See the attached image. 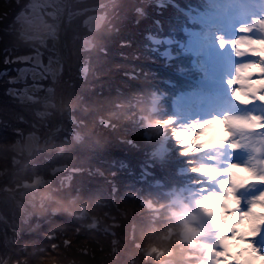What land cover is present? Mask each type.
I'll list each match as a JSON object with an SVG mask.
<instances>
[{"label":"trees","instance_id":"obj_1","mask_svg":"<svg viewBox=\"0 0 264 264\" xmlns=\"http://www.w3.org/2000/svg\"><path fill=\"white\" fill-rule=\"evenodd\" d=\"M179 2L186 5L190 4L192 0H179ZM197 5L201 7L204 4L197 3ZM139 7L141 8L140 13L137 10ZM114 11L112 12L114 22H116L114 28H108V25L104 24L103 21L98 29L94 31L85 30V33L88 34L89 32L94 40L95 47L87 53H89L90 58H93V62L96 60V64L91 68L93 62L90 60L89 66L91 70L89 68V76L87 75V79H85L87 80V87L84 85L85 81H82L83 83L78 87L81 90L78 94L82 95L81 99L85 101L84 104L80 102L78 111L80 110L84 114L81 115L77 112V108L74 110H76L77 119L84 123L86 122L87 125L90 119L96 120L99 115L108 117L110 122H116V134L113 132L114 130L108 131L103 127H99V130L88 127V131L87 125H85L82 130L83 140L80 143L76 144L72 140L71 142H65L60 135H56L54 139L58 140L60 145L64 144V148L61 151L56 152L59 150L56 147L47 151L44 150L27 164L21 157L17 163L18 165L16 164L17 168H14L11 172L12 176H14V181H19L17 182L18 185L22 183L23 180L21 179L20 181V178L23 177V179L28 180H32L34 176L38 175L50 178L51 174L49 171L53 167L65 163L66 160H68V168L81 167L82 170L81 172L72 173L68 186L55 187L52 193L44 198L43 195L57 185V179L64 171L52 173L53 178L57 179L55 182L50 179L51 184L49 187H45L38 192L36 197H33L34 205L31 214L27 216L25 221L17 218L20 226L14 224L10 212L6 210L7 206L13 207L12 198L6 197L4 194L0 196V212L9 221L10 225L14 226L13 228H17L20 231L16 248L20 252V257L32 260L29 264H34L33 259L36 258L50 259L51 251L49 253V249L46 246L44 249L35 250L34 252L31 250L35 247L36 242L45 241L47 239L46 235L48 236L51 232H53L52 234L55 235V238L60 236L57 231L52 229V226L63 225L64 227L61 229H66V231L70 229L73 232L76 228L79 231L77 225L83 219H79L78 216H74L72 213L78 214L82 203L91 204V200L96 197L106 200V188L109 187L110 183L106 180L107 176L112 181L115 180L116 183V222L118 225L106 227V229L112 228L118 236L123 234V239L119 241L123 244V241L127 240L132 230L127 228L123 231V226L128 224L129 227L131 223H135L133 240L140 242L144 249L152 244H157V247L162 251H154L151 258L148 257L147 260H143V251H139L134 246V242L129 241L130 247L123 244L122 249L116 252V258L111 257L108 259L107 257L104 259L105 263L103 262V264H156L167 257V250L172 247L171 257L178 263L186 261V258L191 259L187 256V253L193 250L189 244L184 243L180 235L181 224L174 222L167 209L162 211L159 217H156L153 209L142 203L143 200H151L157 205H162L163 208H166L169 196L164 193L163 189L185 181L184 176L177 173L178 164H176V159H171L170 157L159 158L152 153V148L159 142L162 134L158 128L148 127L143 118V115H146L154 121L163 123L166 120H170L174 114L170 105V96L179 89L193 87L191 81H186L176 76L180 68H184L186 72L192 75L197 74V68L192 65L191 58L184 57L178 45H174V50L177 52L176 57L170 62H166L159 53L154 51L152 48L153 44L147 34L149 31L160 35L174 32L177 37L184 38L181 30V21L184 16L177 15L178 9L171 3L159 6L155 2L147 3L144 0H116V9ZM155 19H158L160 24L156 23ZM3 24L4 27L7 25L5 22ZM70 24L66 27L68 38ZM75 25L70 30V36L76 34L77 29L82 32L80 21ZM0 34L8 38L5 43L17 41L16 37H14L15 35H11L8 31L1 29ZM18 43H21V41L18 40ZM114 44H116V48ZM112 48L116 49V51H113ZM28 51L29 49H21L19 52L27 53ZM137 69L139 71H136ZM159 91H164L165 96L162 97L163 101L159 110L153 113L149 110L150 99L154 92ZM101 96L104 97V103L111 105L113 102L116 104V106L112 107L113 111L108 113L103 107L99 110L98 106L92 104L96 98ZM5 98H8V101ZM10 99L9 96H4L3 92L0 91V116L8 119L7 122H9L10 116L14 123H17L15 125L13 123L12 125L0 126V161L7 163L10 167L9 169H11L9 164L10 157L15 155L9 147L15 136L12 128L16 126L25 129L28 122L31 123V126L38 121L33 112L32 104L34 103H18L17 105ZM82 105L85 107L82 108ZM19 116H23L24 120L25 118L26 120L18 122L17 118ZM66 118V115L62 116L61 114L60 116L57 111L56 116L52 120L53 122H50L53 123L54 128L58 127L59 124L62 125L63 121L69 127L70 122ZM167 124H169L167 131L168 133L171 132V137L173 138L171 129L173 123ZM31 129L29 128L26 131H31ZM146 131L152 134L150 138L144 136ZM104 132L116 137L109 140L110 136H102ZM94 134L97 136L96 138L93 137ZM70 137L68 136V138ZM128 140H131L135 145ZM173 140L177 141L175 138ZM73 150L78 155L72 154ZM57 159L60 160L55 162ZM50 162L52 164L49 165ZM146 162L152 165L153 175L145 179L141 174L140 165L146 164ZM20 165L22 166L20 167ZM95 166H102L105 176L90 175L84 171L86 167L91 169ZM192 176L195 175L193 174ZM9 178L10 174L5 173L4 181L8 182L11 179ZM153 178H160L163 186L153 185L151 182ZM130 193L132 195H129ZM75 196L76 202H72L71 198ZM114 209V207L109 209L112 215H114ZM118 209L124 211L125 218L118 219ZM36 223L39 224L38 227H35ZM171 226L176 229V232L166 238L168 229ZM30 228L32 230L28 232ZM4 231L6 230L0 224V235ZM82 233L94 237L90 239L94 252L100 253V247L108 250V246L106 249L104 245V238L93 235L98 233L94 228L82 229ZM77 236L79 239L80 234L78 233ZM7 238L9 237L7 236ZM53 240L51 239V241ZM94 242H97V244L103 243V245H96ZM23 243H27L24 250L21 249ZM68 258V256H62L55 258V260L62 261ZM40 263L42 264L43 262Z\"/></svg>","mask_w":264,"mask_h":264},{"label":"rangeland","instance_id":"obj_2","mask_svg":"<svg viewBox=\"0 0 264 264\" xmlns=\"http://www.w3.org/2000/svg\"><path fill=\"white\" fill-rule=\"evenodd\" d=\"M28 0H19V3L17 0H0V17H3L2 20H0V30L3 29L5 31H8V33H11V35H15L17 41L16 42H11V43H5V40H8L7 37H3L0 34V71L2 73H6L4 76H0V91L3 92L4 96H9L11 98L10 100L17 104L18 103H30V102H25L22 99H17L11 95H7V89L11 86L8 84V77L13 76L14 74L17 75L16 73L18 72V67L23 65V64H17V63H8L5 64L3 62L4 58L6 56H11L13 54H20V55H29L32 57L34 54H39L41 53V57L44 60V63L47 64L48 61L52 58H56L58 55L56 53V45L55 42L52 39H48L46 42H44L43 38H39L38 36H35V33L30 30H28V40H25L24 35L22 36L20 34V28H19V22L16 18V14L25 8ZM56 4H54V10L58 12L57 16L60 19L61 15L64 13L65 8L67 7V13L65 14L63 19V29H64V52L67 57V59L62 61V66H63V72L54 78L52 75L47 74V79L39 82L40 84H43V89L39 90L38 92V101L33 102V112L36 115L37 118V123L32 124L30 126V122L26 124V128L22 129L20 127L14 126L13 132L15 134L14 138L9 144V147L12 152L15 153V155L10 157V167L8 166L7 163L0 161V196L4 194L6 197H11L12 198V208L10 206L6 207V210L10 212L11 218L14 220L15 225H19L17 222V218H19L22 221H25V215L23 214V211H26V214L30 210V208H33L34 205V190L30 189L29 187H24V183H20L18 185L17 180L14 181V176H12L11 172L14 170V168H17L16 166L18 165V161L20 160L21 157H23V160H25V164L28 162L33 161L37 156H39L44 150H49L50 148L56 147L59 149L56 152L61 151L64 148V144L59 143L58 140L54 139V136L60 135L62 137L63 141L80 143L81 140H83V134L82 130L84 129L85 125L87 123L80 121L76 117V109L77 112H79L81 115L84 113L82 111H78V107L80 105V102L84 104L85 101H82L81 97L82 95H79L78 93L81 92L80 89H78L79 85L82 84L85 81V86L87 87V75L88 70L90 68L89 64L91 63L90 60L93 62V58H90L89 50H91L94 45V40L92 39V35L87 31H90L91 27L88 25H84L82 23V18L86 14L90 15H98L100 16V22L102 23L104 21V24L108 25V28H114L116 26V22H114V17L112 12H115L114 10L116 9V0H87V1H82V0H56ZM233 1L232 3L236 5L237 7L232 8V7H225L224 9L219 8L218 11H215L216 14H222L225 13L226 16L233 19V20H238L239 22L236 25H230L228 24L225 20L223 23H225V26H217V25H212L211 27H208L205 32L208 31L209 34H207L209 38L208 43L211 45L216 46L215 40L222 39L224 41V45L227 47L228 42L231 40L232 37H235L237 41L235 42V46L231 48L229 51L230 56H233L234 54L238 53L241 54L246 61H248V65L255 64L256 67H263L264 68V63L259 64L258 63V58L254 57L252 58L253 50L257 51L258 49L264 50V35L259 34L253 30L254 23H253V18L254 15H259L264 19V0L258 3H251L248 2L247 0H231ZM245 8H253V12L251 13H241ZM226 9V10H225ZM214 19L219 20L218 16H213ZM243 20V25L241 27H238V24H240V19ZM56 19L55 22L58 21L59 19ZM53 21V20H50ZM73 21V22H72ZM80 21L81 29L82 32H79L80 30L77 29L76 34H73L70 36V30L72 26L77 24V22ZM3 22H5L7 25H5ZM72 22V23H71ZM71 23V24H70ZM56 24V26H58ZM70 24V29L68 30L69 33V38L67 37V32H66V27ZM100 24V23H99ZM77 26V25H75ZM210 28V29H209ZM93 29V28H92ZM209 29V30H208ZM240 29H243V31H240ZM30 31V32H29ZM40 31V30H39ZM82 33V34H81ZM43 37V36H41ZM213 37V38H212ZM83 38H89L91 39L92 43L94 44L93 47L89 50H84V47L82 46V39ZM18 40L21 41V43H18ZM114 47L116 48V44H114ZM21 49H29L27 53H20L19 51ZM113 51H116V49L112 48ZM241 52V53H240ZM258 63V64H257ZM96 64V60H94L93 65L91 68H93ZM84 65L86 66L87 74L84 76L80 71H79V66ZM199 70L203 75L201 76L202 79H208V78H215V74L212 72V69L210 68V65L206 62H201V66H199ZM90 68V70H91ZM17 69V71H16ZM89 70V73H90ZM136 71H139L138 69ZM184 69L179 70V75H182L183 77L185 76V73L183 72ZM46 74V73H45ZM209 74V76H207ZM176 75V76H179ZM14 77V76H13ZM234 76H231L233 78ZM264 78V75H263ZM258 79V80H264V79ZM80 79V80H79ZM30 80V79H29ZM83 81V82H82ZM31 82H33L31 80ZM32 84L28 80L26 82L18 83L15 85L17 88H25L28 87L29 85ZM38 84V83H37ZM66 84V86H64ZM89 86V85H88ZM31 87V86H30ZM85 88V87H84ZM70 92H72L70 94ZM154 96V95H153ZM157 98V94L155 99ZM6 99V98H5ZM8 99V98H7ZM6 99V100H7ZM153 99V98H152ZM104 97H98L96 98L92 104L98 106L101 110L103 107L105 111L108 113L113 111L112 107L116 106L115 103L112 102L111 105L104 103ZM8 101V100H7ZM152 101H150L151 103ZM32 103V102H31ZM207 105L206 103H202ZM85 106L82 105V108ZM10 110V109H9ZM11 111V110H10ZM57 111L59 115L64 116L66 115L67 119H69L70 125L68 127V124L63 121V126L61 124L58 125V127L54 128L55 126L53 125V118L56 116ZM182 112L185 114L181 115L180 117H174L173 121L176 119H180L179 124H172L171 129L173 131V138H175L177 141L173 140L171 137V132L168 133V126L169 124L160 122L161 125L159 131L161 132V137L159 138V142L152 148L153 152L156 151L158 152L159 156H164L165 158L170 157L171 159H176V164H178V167H182L181 169L184 170V172H188L189 176L194 178L195 180L190 181V184H194L198 187L201 188L203 195H207L209 197H213L214 195L217 194V190L214 187V185H206L207 181L210 180L209 178L203 179L202 174L207 175L208 173L206 171L201 172L199 169L204 168L205 169V162L204 159L207 157V155L202 152L201 148L199 147L198 140H202L203 137L201 136L200 130H198V127H193V124H198L200 121H202L205 117V114L200 111L196 110L193 108H190L189 106H185L182 108ZM262 117L264 118V108L261 111ZM116 114V113H114ZM103 116V117H102ZM221 117L226 116L224 113H220ZM63 118V117H61ZM18 122H23L24 120L23 116H19L17 118ZM12 118L9 116V122L8 119L3 118L0 116V121H3V123H0V126H5V125H12L14 121L10 122ZM116 120V117H115ZM205 120V119H204ZM52 121V122H50ZM68 121V120H67ZM66 121V122H67ZM103 122H108L111 126L109 127H104L102 126ZM27 123V122H26ZM17 123H14V125ZM19 126V124H18ZM62 126V128H61ZM93 128L94 130H99V127L106 128L108 131L109 130H114L113 132L116 134V122H110L108 117H105L104 115H99L96 120L90 119L87 125V128ZM19 128L22 132V135H17L14 129ZM32 128L31 131H26L27 129ZM88 128V131H89ZM166 131V134L164 133ZM163 132V133H162ZM32 134V133H38L40 136V140L38 142L37 147L33 150V153L30 155H25L27 153H22L20 156L18 153H16V148L15 144L17 141L23 142L26 134ZM175 133V134H174ZM188 133H192L194 136L199 137L195 142L189 139L188 142H185V136ZM42 136V137H41ZM68 136H71L68 138ZM102 136H110L108 139L112 140L116 136L113 135H108L105 132L103 133ZM144 136L146 138H150V134L147 132H144ZM93 137H97L95 134ZM41 141V142H40ZM52 141V142H51ZM131 142V140H128ZM176 143H175V142ZM51 142V144H50ZM56 142V143H55ZM133 145L135 143L131 142ZM74 155H78L75 150L71 152ZM158 156V157H159ZM77 157V156H76ZM45 158V156H44ZM48 161V159H46ZM60 159L55 160V162L59 161ZM66 160V159H65ZM52 162V161H51ZM49 163L52 164V163ZM68 160H66L65 163L60 164L61 168H64L65 166H68L67 164ZM17 164V165H16ZM22 165H20L21 167ZM24 166V165H23ZM177 167V168H178ZM46 168V167H44ZM48 168V167H47ZM241 168L243 169V166L241 165ZM59 168L53 167L49 173L51 174V177H46L47 179H51L52 182H55L57 178H53V171H57ZM81 167H71L68 170L62 172V174L59 176L57 179V185L52 187L50 190L44 194V198L48 197L53 191L55 187H64L66 184V181L69 180V178H72V173L73 172H81ZM141 170V167H140ZM84 171H86L90 175H98V176H105V171L102 166H95L94 168H84ZM5 173L10 174V180L8 182L4 181V176ZM196 173L195 176H192L191 174ZM209 177V175H208ZM24 178V177H23ZM20 178L24 181L28 179H23ZM68 179V180H67ZM107 181H109V187L106 188V200H102L99 197H96L95 199L91 200V204H88L87 202H84L86 206V211L83 212V215H85V218H79L83 219L79 221V224L77 225L78 229L76 228L73 232L66 231V229H61L64 226L59 225V226H52V229L57 231L60 236H56V238L51 241V239H48V236L46 235L48 241H38L36 242L35 247L31 250L34 252L35 250H40L44 249L46 246L49 249L50 253V259H33L34 264H41L40 262H43L42 264H103L105 263L104 259L108 257L110 259L111 257L116 258V252L120 251L123 247V244H126L128 247H130L129 241L134 242V246L139 249V251H143L144 256L143 260H147L148 257L151 258L153 256L152 252L156 249L154 247H157V244H152L148 246L146 249L142 248L140 245V242L133 240V229L135 223H131L128 227V224L124 225L122 230H126L127 228H131L132 230L130 231L129 237H127V240L123 241V244H121L119 241L120 239H123L124 235L121 234L122 236H118L117 234L112 235L114 233L113 229H106V227H113L118 225L116 222V183L115 180L112 181L110 177L107 176L106 178ZM190 180V179H188ZM187 180V181H188ZM22 181V182H23ZM206 181V183H204ZM212 182V181H211ZM68 183V182H67ZM129 195H132L131 193ZM43 198V199H44ZM110 200L108 201V199ZM257 203H259L257 200H255ZM41 203V202H40ZM146 206H148L144 201L142 202ZM88 204V205H86ZM40 205V204H39ZM41 206V205H40ZM161 206V205H160ZM160 206L158 208H151L154 211V215L156 217L160 216V213L164 211L165 209L168 210V206L166 208L160 209ZM111 207H114V215L109 212V209ZM149 207V206H148ZM246 208V206H245ZM244 208V209H245ZM16 210V211H15ZM119 210V209H118ZM12 213V215H11ZM118 219L119 218H125V213L122 209L118 211ZM74 216H80V214H75L72 213ZM179 219V217L177 218ZM121 220V219H119ZM4 221L8 223L9 229L5 226ZM16 221V222H15ZM176 224H181L178 220H174ZM0 224L3 225L4 229V235H0V264H6L7 260H10L11 264H29L32 260L25 259L23 257H20L16 246L17 242L19 240L20 236V231L17 228H13L14 226H11L9 221L5 219L4 215L0 212ZM257 225V222H255ZM20 226V225H19ZM96 226V227H94ZM172 227V226H171ZM182 229L184 230L183 225L181 224ZM192 228H195L196 225H191ZM94 228L97 230L98 233L93 234L96 237H103V242L104 245L108 246V250H105L103 247V251H99L100 253L94 252L93 247L91 245V237L90 235L83 234L82 229H91ZM170 228V227H169ZM174 228V227H173ZM197 228V227H196ZM182 230V231H183ZM174 230H169L167 232L166 238H169L174 234ZM6 232V234H5ZM53 233V232H51ZM80 234L79 239L76 237L77 234ZM100 233V235H99ZM172 233V234H171ZM183 234V233H182ZM9 238H7V236ZM182 236V235H181ZM94 238V237H92ZM65 239H70L73 241L72 247L71 248H66L63 244V241ZM126 239V237H125ZM202 239V244L206 245L207 240L205 238ZM115 240L116 243L113 244L112 241ZM96 245H103V243H98L94 242ZM27 243H23V246L21 247L22 250L25 249ZM52 245H57L58 247L53 248ZM87 248V252L84 253L82 249ZM101 248V247H100ZM113 249H116L113 251ZM173 250V247H172ZM170 252V251H169ZM202 252V251H201ZM171 253V252H170ZM203 252L201 253V258L199 255L197 256L198 258H195L196 261L202 262H207L208 259L205 256ZM62 256H68L69 258L67 260H62L58 261L55 260V258H60ZM190 256V255H187ZM55 257V258H54ZM72 257V258H71ZM157 257V256H156ZM155 257V258H156ZM158 258V257H157ZM173 259V258H172ZM193 259V258H192ZM174 260V259H173ZM175 261V260H174ZM186 261H190L188 258H186ZM184 261V262H186ZM82 262V263H81ZM183 261H181V264H185ZM158 263V262H157ZM156 263V264H157ZM177 263V261H176Z\"/></svg>","mask_w":264,"mask_h":264},{"label":"bare ground","instance_id":"obj_3","mask_svg":"<svg viewBox=\"0 0 264 264\" xmlns=\"http://www.w3.org/2000/svg\"><path fill=\"white\" fill-rule=\"evenodd\" d=\"M42 1L46 4L49 0H31L32 10L38 11L37 5ZM67 7L63 13V18L67 13ZM21 14V20L23 24H30V18H23ZM239 18V17H238ZM35 19H39L35 17ZM240 19V18H239ZM222 20H225L228 24L236 25L235 20L231 19L222 14ZM242 21V19H241ZM240 21V22H241ZM86 23H89V27L97 28L100 23V16L90 15L86 19ZM243 22L238 24V27H241ZM264 28V23H261ZM257 29V28H254ZM257 31H260L257 29ZM264 34V31H260ZM49 35L52 37L56 45L57 57L50 59L47 64L42 62L40 66L45 72H48L49 66L52 68L53 77L57 76L60 72V66L62 61L67 59L64 52V29L61 24L58 26L54 25L44 26L42 31L43 38ZM237 39L232 37L228 42L227 47L223 48V51L214 46L211 49H205L204 53L209 59V64L211 69L215 74V78L206 79L205 84L210 86L215 93L223 97L224 110L223 112L226 116H241V117H252L256 116V120H246L240 123L233 124L228 120H225L224 123L228 127L230 135L226 140L220 141L219 143L211 146H206L201 148L207 157L205 158V168L210 174L211 181L217 188L216 195L224 194V189L229 188L233 190L234 198L236 199L235 208H224L225 215L231 218V221H226V227L234 229L233 231H228L227 235H236L237 239L242 242H250L255 246L259 257L253 256L249 250L240 248L239 252L231 257V263L241 264V261H248L249 264H254L258 258H264V211H258L257 209L264 210V118L262 117V109L264 108V101H261L258 97L264 95V84H256L253 86L251 81H264L258 80L262 79L264 75L263 67L258 68L259 71L252 72L248 71L252 69L248 67V61L242 57L241 54H234L230 56L229 51ZM200 41L193 39L192 44L198 46ZM86 44V42H85ZM262 49L257 51L253 50L252 58L257 57L258 63H264V55H261ZM241 53V52H240ZM36 55L33 58V64L31 66L23 65L21 68H29V75L33 78L41 76L42 70L38 68L36 63ZM40 59V57H39ZM257 63V64H258ZM229 76H234L232 78V85L224 83L227 81ZM264 79V78H263ZM237 88L241 89L245 95L249 96V101L247 103H241L234 99L232 92ZM247 88H253V91L247 92L244 91ZM231 93V95H229ZM209 92L206 90L196 91L195 93L180 94L178 97V105L192 102L194 98L202 96V99L207 98ZM27 95V94H26ZM25 95V96H26ZM190 104L192 108L199 109L203 108L202 112L205 114V117L198 124H193V127H198L201 133V124L205 123L209 119H214L217 116H220L219 110H214L208 107L205 104L196 103ZM221 117V116H220ZM201 136L207 138L205 135ZM36 141V133L29 134L25 140V147L27 150H30ZM202 140H198L197 143L201 144ZM235 144L236 147L233 148L232 145ZM235 164L237 169L247 170L248 173L253 177H260L259 180H248L247 182L239 181L234 185L233 184V173H229V167ZM65 168V167H64ZM68 170V169H67ZM45 183L46 180L40 176H36L33 181H27L25 183L28 186H36L39 183ZM49 187V186H46ZM45 187H37L34 197L37 196L39 191H42ZM193 193V192H192ZM191 195L190 204L188 206H183V213H180V216L183 218V221L189 225H196L197 229L192 230L195 235H200L207 240L206 247L208 248V261L204 264H217L219 260H224L223 257H218L215 253L221 250V245L219 244V227L214 221V217L206 213L201 205L198 203L200 200L197 195ZM257 200L259 203H257ZM223 205V202H218ZM253 205L255 207H253ZM246 206V208H245ZM245 208V209H244ZM245 212H250V215L243 217L241 214ZM23 214L26 215V211H23ZM179 216V215H177ZM241 221H246V227L253 232L254 235L248 236L243 232H240L235 225L239 224ZM257 222V225L255 224ZM187 228L185 230V235H189L191 231ZM247 253V254H246ZM237 256L239 259H237ZM259 264H264V259H260Z\"/></svg>","mask_w":264,"mask_h":264},{"label":"snow or ice","instance_id":"obj_4","mask_svg":"<svg viewBox=\"0 0 264 264\" xmlns=\"http://www.w3.org/2000/svg\"><path fill=\"white\" fill-rule=\"evenodd\" d=\"M17 2L19 3V0H17ZM3 17H0V20H2ZM102 19V18H100ZM240 31H243V29H240ZM216 43V47L219 49V51H223V48L226 47L224 45V41L222 39L219 40H215ZM33 61V57L29 56V55H20V54H13L11 56H6L3 60V62L5 64L8 63H17V64H29ZM36 63L39 66H42V62L39 59V56L36 57ZM49 65H50V61H49ZM248 67L251 68H255L256 65L252 64V65H248ZM31 71V69L25 67V68H20L18 69V76L16 77H11L8 79V84L11 85V87H9L7 89V93L8 95H11L17 99H22L29 91L28 87H25L23 89L17 88L15 85H17L18 83H20L21 78H24L27 76L28 72ZM60 72L62 74L63 72V66H60ZM48 73H52V68L49 66L48 69ZM6 75V73H0V76H4ZM45 79H47V73L44 76ZM26 82V81H25ZM224 83L228 84V85H232V78L231 76H229V78L227 79V81H224ZM31 87L34 88H38V89H43V84H37L35 82V80H33ZM229 95H231V93H229ZM258 119V117L256 116H252V117H241V116H224V117H220L217 116L214 119H209L207 120L205 123L201 124L200 128H201V134L205 135L207 138H214V137H219L220 135V130L223 127V123L225 120H228L229 122L236 124V123H240L246 120H256ZM171 120H166L165 123H170ZM0 123H3V121H0ZM102 126L104 127H109L111 126L108 122H103ZM14 131L16 132L17 135H22V132L19 128L14 129ZM223 141V140H221ZM233 148L236 147L235 144L232 145ZM237 169V165L232 164L229 169L228 172L229 173H233L234 170ZM199 171L204 172L206 171V169L201 168L199 169ZM233 180V184L235 185L238 180L235 179V177H232ZM227 201V202H226ZM218 202H223V205H221ZM236 206V199L234 198L233 195V190L229 189V188H225L224 189V194L222 195H214L213 197H209L207 195H205L202 199H200L198 201V203L201 205V207L203 208V210L208 213L209 215H212L214 217V221L215 223L218 225L220 231H219V244L221 245V250L217 251L215 254L218 257H223L225 258L224 260H219L217 262V264H231V257L236 255L240 248H244L249 250V252L256 257H259V253H257L255 246L252 245L250 242H242L240 240L237 239L236 235H227L228 231H233L234 229L231 228H227L225 222L226 221H231V218L227 215H225L224 212V208L228 207V208H235L234 207H229L228 205L230 203H233ZM253 207H255L253 205ZM220 209L223 210V212L220 211ZM243 217H247L250 215V212H245L241 214ZM227 217V219H225ZM244 221H241L239 224L235 225L236 228H238L240 230V232H247L250 231L246 225L243 223ZM112 235H115V233H112ZM78 238V236H77ZM48 239H55V235L52 233H49L48 235ZM113 244L116 243L115 240L112 241ZM63 244L66 248H71L73 241L70 239H65L63 241ZM53 248L58 247L57 245H52ZM101 251H103V247L100 248ZM116 249H113V251H115ZM82 251L84 253L87 252V248L82 249ZM237 259H239V257L237 256ZM241 264H249L248 261H241Z\"/></svg>","mask_w":264,"mask_h":264},{"label":"clouds","instance_id":"obj_5","mask_svg":"<svg viewBox=\"0 0 264 264\" xmlns=\"http://www.w3.org/2000/svg\"><path fill=\"white\" fill-rule=\"evenodd\" d=\"M261 55H264V51L261 52ZM248 71L256 72V71H259V69L258 68H252V69H249ZM249 83H251L253 86H255L256 84H264V81H251ZM244 91L251 92V91H253V88H247ZM232 96L234 97L235 100H237L238 102H241V103H247L249 101V96L245 95L244 92H242L241 89H239V88H237L235 91L232 92ZM258 98L261 101H264V95H260ZM229 135H230V133L228 131L227 125L225 123H223V127L220 130L219 137L203 138V142L200 144V147L203 148V147H206V146L215 145V144L219 143L221 140H226ZM190 138H191V140L193 142H195L197 139H199V137L194 136L192 133H188L185 136V142H188ZM233 176L235 177V179H237L239 181H243V182H247L248 180H259V179H261L260 177L251 176V174L248 173L247 170H245V169H236V170H234L233 171ZM228 206L229 207H234L235 206L234 202L230 203ZM257 210L258 211H264V210H261V209H257ZM220 211L223 212L222 209H220ZM225 219H227V217ZM243 223L246 225L247 222L244 221ZM245 234L248 235V236L254 235V233L250 232V231L245 232ZM260 259H264V258H258L254 262V264H259Z\"/></svg>","mask_w":264,"mask_h":264},{"label":"water","instance_id":"obj_6","mask_svg":"<svg viewBox=\"0 0 264 264\" xmlns=\"http://www.w3.org/2000/svg\"><path fill=\"white\" fill-rule=\"evenodd\" d=\"M60 24H61V26H62V28H63V19H62V21H61ZM4 224H5V226L9 229L8 223H7L6 221H4ZM7 264H11L10 260H7Z\"/></svg>","mask_w":264,"mask_h":264}]
</instances>
